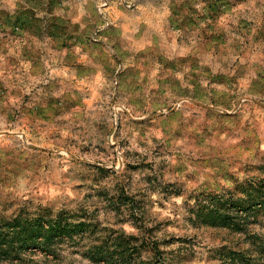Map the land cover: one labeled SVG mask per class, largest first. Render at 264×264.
Here are the masks:
<instances>
[{
  "label": "rangeland",
  "instance_id": "obj_1",
  "mask_svg": "<svg viewBox=\"0 0 264 264\" xmlns=\"http://www.w3.org/2000/svg\"><path fill=\"white\" fill-rule=\"evenodd\" d=\"M0 264H264V0H0Z\"/></svg>",
  "mask_w": 264,
  "mask_h": 264
}]
</instances>
